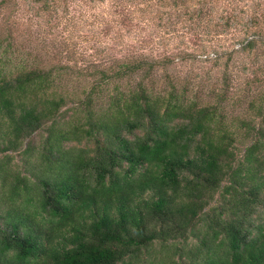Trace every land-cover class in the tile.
I'll return each mask as SVG.
<instances>
[{
	"label": "trees",
	"instance_id": "1",
	"mask_svg": "<svg viewBox=\"0 0 264 264\" xmlns=\"http://www.w3.org/2000/svg\"><path fill=\"white\" fill-rule=\"evenodd\" d=\"M140 1L149 29L218 26L216 0ZM36 55L0 51V264H264V93L241 117L157 86L171 54L124 50L80 84Z\"/></svg>",
	"mask_w": 264,
	"mask_h": 264
},
{
	"label": "rangeland",
	"instance_id": "2",
	"mask_svg": "<svg viewBox=\"0 0 264 264\" xmlns=\"http://www.w3.org/2000/svg\"><path fill=\"white\" fill-rule=\"evenodd\" d=\"M137 1L10 0L0 4V51L14 65H30L37 53L41 64L72 75L73 84L84 83L124 50L153 58L171 54L164 66H153L157 86L172 83L197 103L219 94L228 114L250 115L248 100L264 93V38L257 28L264 31V0H216L210 20L218 26L209 30L195 20L175 24L164 14L149 29ZM253 3L258 23L250 17ZM227 14L235 16L228 23L222 17Z\"/></svg>",
	"mask_w": 264,
	"mask_h": 264
}]
</instances>
